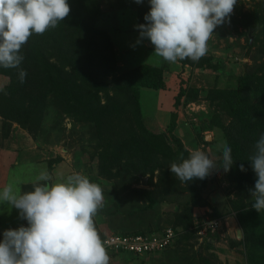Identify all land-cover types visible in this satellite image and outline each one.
I'll use <instances>...</instances> for the list:
<instances>
[{
	"label": "rangeland",
	"instance_id": "rangeland-1",
	"mask_svg": "<svg viewBox=\"0 0 264 264\" xmlns=\"http://www.w3.org/2000/svg\"><path fill=\"white\" fill-rule=\"evenodd\" d=\"M102 1V12L97 16L96 24L108 32L116 54V76L110 77L107 86L110 89L115 84L119 86V75L141 64L156 66H151L152 70L149 68L147 73L154 82L165 84V87L161 86L162 95L154 88L141 87L140 91L144 124L156 132L167 131L180 86L183 85L190 93L191 90L196 93L190 87L197 89L195 99L185 97L177 107V126H181L175 128L174 134L192 152L201 150L217 159L226 144L220 127L228 122L229 114L224 107L210 101L206 94L214 87H235L244 73L253 72L262 63V51L258 43H254L261 33V25L255 24L263 18V0H237L230 17L215 28L207 41L206 55L198 61L185 59L186 63L164 61L154 52V46L147 38L137 43L139 30L135 26L144 22V14L139 15V10H143L147 0L139 4L135 0ZM250 32L254 34L255 46L252 47L248 38ZM205 58L209 62L202 61ZM10 82L8 75L0 74L1 93L7 90ZM62 96L50 93L45 111L23 112L22 106H16L18 110L13 111L17 115H10L7 110L9 104L1 102L7 104L0 106V190L10 182L20 188L22 181L33 182L43 171H47L53 181L79 173L102 184L103 206L94 217L101 238L111 232L152 231L174 225L177 213L184 209L191 197L186 189L188 181L181 182L171 173L170 166L164 164L158 167L153 177L143 175L148 177L151 191L168 192L160 205L150 206L149 198L132 195L128 191L144 187L142 180L123 176L124 179L118 182L100 174L98 160L102 149L97 146L100 141L95 136V129L89 123H79L70 118L64 109L66 105ZM25 106L28 108L29 103ZM133 116L127 118L126 126L135 121L137 115ZM24 118L29 123L27 127ZM163 182L165 187L158 189L157 184ZM170 184L172 192L166 190ZM114 189L121 193H115ZM203 192L211 206L194 208V224L219 219L223 225L220 231L197 236L194 228H186L179 221L181 223H176L178 226L175 224L177 236L169 249L141 256L110 250L109 264H264V247L259 246L257 251L249 250V246H255L256 239L264 238V210L258 212L253 208V202L242 192H236L235 186L222 172L210 173ZM245 217H250V222L248 219L244 221ZM238 228L241 238L237 236ZM208 238H212V244Z\"/></svg>",
	"mask_w": 264,
	"mask_h": 264
},
{
	"label": "trees",
	"instance_id": "trees-1",
	"mask_svg": "<svg viewBox=\"0 0 264 264\" xmlns=\"http://www.w3.org/2000/svg\"><path fill=\"white\" fill-rule=\"evenodd\" d=\"M68 3L71 11L65 20L58 22L55 28L48 29L43 35L33 33L22 46L20 52L24 59L20 68L27 72L23 83L18 78V69L0 67V74L11 78L7 90L4 93L0 92V106L8 103L7 110L10 115H17L13 110L17 111L16 106L19 105L22 106L23 112L28 110L29 113H35L39 109L45 111L50 93L63 95L66 105L64 109L67 110L70 118L79 123L93 125L95 136L100 141L97 146L102 149L99 153L98 170L110 180L119 182L124 179L123 176H126L141 181L145 174L153 177V173L162 164L170 166L174 162H180L181 156L188 158L192 151L174 134L179 116L177 107L185 97L195 99L198 90L190 87L197 94L192 93V90L190 93L183 85L180 86L175 96L174 110L171 111L167 131L156 132L147 128L143 121L141 87L154 89L165 87L164 83L154 82L152 76L147 73L149 68L152 70L153 65L141 64L120 74L119 86L115 84L110 89L107 86L110 77L116 76L115 45L108 32L96 24V18L102 12L104 2L68 0ZM262 6L264 10V0ZM149 10L150 4L147 0L143 10H139V15L145 16ZM260 19L255 24L261 25L259 38L255 43L251 42L250 35L248 38L251 47L258 43L262 51V63L253 72L244 73L235 87L224 89L214 87L206 94L210 101L224 107L229 114L228 122L220 128L224 133L226 144L232 149L231 155L234 160L228 172L222 167H218L213 172L226 174L228 180L235 186L236 192H242L244 197L253 203L254 198L250 195V189H254L257 176L249 158L255 152L256 141L264 133V15ZM144 23L145 20L140 24ZM186 61L182 62L186 63ZM202 61L209 62L207 58ZM153 76L157 79L155 75ZM4 101L7 103H1ZM27 102L28 108L25 106ZM133 114L137 115L135 121L129 122V126H126V120L129 121L127 118H134ZM23 121L27 127L29 123L25 118ZM217 156L219 162L222 149ZM241 164L246 171L240 170ZM209 177L210 175L203 180L196 178L188 181L186 189L191 197L184 209L177 213L175 221V224L182 222L186 228H194L195 234L197 228L194 224V208L211 206L203 195ZM33 183L34 181L25 183L22 191H31ZM95 183L97 184V181ZM98 185L102 188V184L98 183ZM157 187L158 189L165 187L164 182L157 184ZM166 187L167 191L170 189L172 192L171 184ZM128 191L132 195L149 198L150 206L160 205L168 194L161 190L151 191V184ZM114 192L121 193L118 189H114ZM250 216L252 218V214ZM247 219L250 222V217H245L244 221ZM175 224L171 227L177 232L178 224L177 226ZM25 226H27L26 220ZM167 227L152 231L125 230L118 233L154 235L162 233ZM107 235L103 236L102 240ZM208 240L209 244H212V238ZM174 241L175 239L165 250L172 247ZM254 243L255 246H249V250L257 251L259 246L264 247V238L256 239Z\"/></svg>",
	"mask_w": 264,
	"mask_h": 264
},
{
	"label": "clouds",
	"instance_id": "clouds-1",
	"mask_svg": "<svg viewBox=\"0 0 264 264\" xmlns=\"http://www.w3.org/2000/svg\"><path fill=\"white\" fill-rule=\"evenodd\" d=\"M142 3L143 0H135ZM146 23L136 25L137 43L147 38L164 61H198L207 53V41L218 25L230 17L237 0H148ZM71 11L68 0H0V67L18 69L24 82L27 72L20 68V50L33 33L43 35L65 20ZM249 158L257 179L250 195L252 207L264 210V133ZM229 145L214 159L201 150L181 156L170 165L171 173L183 183L203 180L218 167L228 172L234 163ZM241 171H246L244 165ZM103 190L79 173L52 180L41 172L31 191L13 183L0 190V203L19 210L27 226L6 229L0 240V264H109L105 244L94 217L103 206Z\"/></svg>",
	"mask_w": 264,
	"mask_h": 264
},
{
	"label": "built area",
	"instance_id": "built-area-1",
	"mask_svg": "<svg viewBox=\"0 0 264 264\" xmlns=\"http://www.w3.org/2000/svg\"><path fill=\"white\" fill-rule=\"evenodd\" d=\"M197 234L207 236L210 233L220 231L222 222L219 219H212L199 224L196 222ZM177 232L175 228L169 226L162 233L154 235L145 234H124L111 232L103 242L107 252H130L135 255H145L165 250L175 239Z\"/></svg>",
	"mask_w": 264,
	"mask_h": 264
},
{
	"label": "crops",
	"instance_id": "crops-1",
	"mask_svg": "<svg viewBox=\"0 0 264 264\" xmlns=\"http://www.w3.org/2000/svg\"><path fill=\"white\" fill-rule=\"evenodd\" d=\"M151 89H153V88H151ZM153 90L156 93H161L160 92L161 89H153ZM157 95L160 96V94H157ZM161 95H162V93H161ZM159 103L160 102H158L157 104L159 105ZM179 126H181V125H178L176 128H179ZM24 184H25L24 181H22L19 185L21 191H22ZM0 204H1L0 205V238L2 240L3 239V232L6 229H9V228L15 229V228L20 227L21 225L25 226V219H22L20 217L19 210L16 209L15 207H13V206L11 207L7 203H0ZM14 219L17 221H14Z\"/></svg>",
	"mask_w": 264,
	"mask_h": 264
},
{
	"label": "water",
	"instance_id": "water-1",
	"mask_svg": "<svg viewBox=\"0 0 264 264\" xmlns=\"http://www.w3.org/2000/svg\"><path fill=\"white\" fill-rule=\"evenodd\" d=\"M250 39H251V42H252L253 41V36H252L251 32H250ZM167 138H168V136H167ZM142 184L144 186H147V184H148V177H143L142 178ZM237 236L239 238H241V236H242L241 230L239 228L237 229Z\"/></svg>",
	"mask_w": 264,
	"mask_h": 264
}]
</instances>
